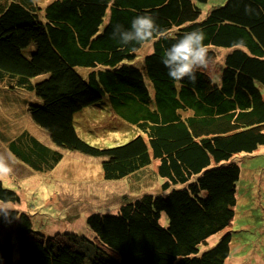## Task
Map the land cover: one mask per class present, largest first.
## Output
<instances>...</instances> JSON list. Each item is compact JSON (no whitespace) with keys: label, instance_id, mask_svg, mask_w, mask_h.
<instances>
[{"label":"trees","instance_id":"1","mask_svg":"<svg viewBox=\"0 0 264 264\" xmlns=\"http://www.w3.org/2000/svg\"><path fill=\"white\" fill-rule=\"evenodd\" d=\"M214 1L53 0L42 9L32 0H0V108L13 113L12 123L21 121L8 125L0 116V143L33 172H52L64 151L102 158L106 181L137 189L153 166L161 180L160 193L142 190L116 213H89L88 237H45L28 213H0V264L236 258L237 160L264 149V0ZM144 14L161 32L154 42L121 47L114 26L130 29ZM191 31L205 34L207 65L194 83L174 81L164 51ZM103 96L115 117L138 131L124 144L100 148L78 135L80 113ZM19 200L0 179V202Z\"/></svg>","mask_w":264,"mask_h":264},{"label":"rangeland","instance_id":"2","mask_svg":"<svg viewBox=\"0 0 264 264\" xmlns=\"http://www.w3.org/2000/svg\"><path fill=\"white\" fill-rule=\"evenodd\" d=\"M51 1L53 0H32L42 9ZM223 1L216 0L214 3ZM218 61L219 58L216 62ZM217 74L213 68V75L218 76ZM262 93L264 95V89ZM22 105L19 101V109ZM10 106L15 108V105H8L9 108ZM8 110L0 108L1 118L7 120L8 125L19 126L21 121L12 123L15 117ZM82 113L78 135L93 146L113 147L128 142L138 134L137 129L115 117L106 96L83 109L80 114ZM25 120L32 124L28 114ZM26 123L24 121L27 127ZM33 125H29V131L37 136L38 130ZM0 156L5 158L11 168V172L5 176L0 175L2 184L14 190L20 198L19 203L7 204L8 208L28 213L33 229L45 237L63 232L88 237L91 231L85 220L89 213H116L124 198L133 199L142 190L160 193L161 180L155 175L154 166L147 170V175L150 176L144 185L137 188L138 191L124 180L102 182V158L63 151L61 163L46 174L31 172L16 163L2 145ZM238 159L240 178L236 185L235 218L231 227L234 232L230 242L232 255L236 258L227 263L264 264V149ZM53 176L58 177L62 183L56 186L49 184ZM219 237L221 236L210 239V244L216 243Z\"/></svg>","mask_w":264,"mask_h":264},{"label":"clouds","instance_id":"3","mask_svg":"<svg viewBox=\"0 0 264 264\" xmlns=\"http://www.w3.org/2000/svg\"><path fill=\"white\" fill-rule=\"evenodd\" d=\"M248 9H246L247 11ZM161 32L155 19L148 14L138 15L131 21L130 29H124L122 25L116 24L112 37L118 40L121 47L136 44L143 45L154 42V38ZM203 31H191L185 33L164 51L162 63L168 69V75L174 81H182L187 78L191 82L196 80L198 69L207 65V46ZM11 172L9 164L3 156H0V175ZM9 208L0 202V213H7Z\"/></svg>","mask_w":264,"mask_h":264},{"label":"bare ground","instance_id":"4","mask_svg":"<svg viewBox=\"0 0 264 264\" xmlns=\"http://www.w3.org/2000/svg\"><path fill=\"white\" fill-rule=\"evenodd\" d=\"M0 145H2L4 148H5V151H6V153L7 154H11L8 150H7V147L3 144V143H0ZM63 152V151H62ZM10 157L12 158V160H14V161H16V163H18V164H21L20 162V159H18L17 157H15L14 155H10ZM63 159V158H62ZM4 176H5V174H3ZM3 175H1V176H3ZM101 180H102V182H105L106 180L104 179V177H103V172H102V176H101ZM58 183H62V181H60L59 179H58V177H55L54 178V176H53V178H52V181H50V184H52L53 186H56V184H58ZM82 185V184H81ZM80 185V186H81ZM20 199V198H19ZM64 233H66V232H63L62 234H64Z\"/></svg>","mask_w":264,"mask_h":264},{"label":"crops","instance_id":"5","mask_svg":"<svg viewBox=\"0 0 264 264\" xmlns=\"http://www.w3.org/2000/svg\"><path fill=\"white\" fill-rule=\"evenodd\" d=\"M20 163H21L20 165L25 166L29 171H31L24 163H22V162H20ZM31 172H33V171H31ZM49 184H50V182H49Z\"/></svg>","mask_w":264,"mask_h":264}]
</instances>
